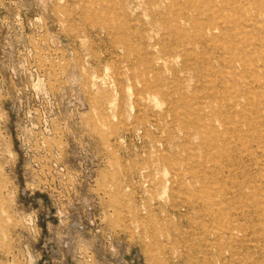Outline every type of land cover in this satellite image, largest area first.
I'll return each instance as SVG.
<instances>
[{
  "label": "rangeland",
  "instance_id": "rangeland-1",
  "mask_svg": "<svg viewBox=\"0 0 264 264\" xmlns=\"http://www.w3.org/2000/svg\"><path fill=\"white\" fill-rule=\"evenodd\" d=\"M0 264H264V0H0Z\"/></svg>",
  "mask_w": 264,
  "mask_h": 264
},
{
  "label": "bare ground",
  "instance_id": "bare-ground-1",
  "mask_svg": "<svg viewBox=\"0 0 264 264\" xmlns=\"http://www.w3.org/2000/svg\"><path fill=\"white\" fill-rule=\"evenodd\" d=\"M217 14H218V12H217ZM216 30H217V29H216ZM225 40H226V38H225ZM230 47H231V46H230ZM222 48H223V47H222ZM225 49H226V48H225ZM225 49H224V50H225ZM226 50H227V49H226ZM227 51H228V50H227ZM251 67H252V66H251ZM259 80H260V79H259Z\"/></svg>",
  "mask_w": 264,
  "mask_h": 264
}]
</instances>
